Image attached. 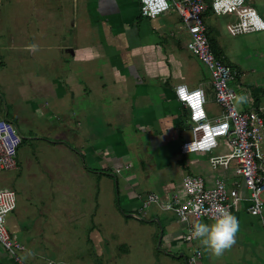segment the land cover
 Here are the masks:
<instances>
[{
  "label": "crops",
  "instance_id": "0c3cea01",
  "mask_svg": "<svg viewBox=\"0 0 264 264\" xmlns=\"http://www.w3.org/2000/svg\"><path fill=\"white\" fill-rule=\"evenodd\" d=\"M8 1L3 9L8 11L4 22L9 33L17 27L11 22L15 14L20 47L32 52L23 59L37 60L45 69L71 68L69 97L76 123V127H71V171H78L77 177L71 173V180L83 178L84 192L98 198L100 206L110 196V204L122 212L130 216L142 213L136 219L156 225L157 239L145 243L149 247L157 244L160 251L185 260L188 249L181 240L185 226L174 213L163 214L157 207L141 210V197L149 192L163 197L181 192L186 174L201 175L208 183L221 178L231 184L238 178L233 174V165L229 171L213 169L207 154L181 153L183 142L192 139V123L189 111L175 95V88L181 84L192 89L205 87L209 99L206 110L212 118L220 115L222 108L214 101L209 73L187 49L190 35L178 12L172 8L155 18L144 17L139 0ZM256 1L264 3H246L264 19V9L259 12L254 6ZM3 2L0 0L1 8ZM234 18L218 16L210 10L205 14L215 56L236 72L230 85L237 98H245L237 99L238 108L245 112L264 106V70L252 66L254 54L264 58V31L231 35L227 24ZM236 37L241 42L236 43ZM32 44L37 46L35 50L29 49ZM60 95L65 96L62 91ZM97 113L108 117L106 125H118V131L108 130L113 127L94 129L91 118ZM0 118L14 122L2 106ZM215 152H227L224 141H220ZM243 194H247L245 189ZM249 206L250 202L242 201L234 211L240 230L236 244L223 256H213L197 240L195 247L204 255L201 264H264V212L261 216L252 215L247 210ZM74 209L67 211L71 217L68 221L73 219ZM12 218L9 231L18 237L17 232L26 226L17 215ZM96 227L94 224L93 229ZM32 233L29 242L33 241ZM103 234L96 230L89 237L100 250H104L107 240ZM19 241L27 250L26 241ZM122 250L127 251V243ZM0 264L19 263L0 246Z\"/></svg>",
  "mask_w": 264,
  "mask_h": 264
},
{
  "label": "rangeland",
  "instance_id": "374dc122",
  "mask_svg": "<svg viewBox=\"0 0 264 264\" xmlns=\"http://www.w3.org/2000/svg\"><path fill=\"white\" fill-rule=\"evenodd\" d=\"M8 2L4 0L0 7V106L8 111L24 142L17 157L19 169L0 172V186L12 188L17 196L16 209L7 216L8 229L12 230L13 215L26 226L17 232V238L24 239L28 247L18 253L21 259L28 264H187L186 259L160 251L157 244L149 247L145 243L157 239L154 223L120 211L110 204V196L102 208L98 198L84 192L83 178L75 181L78 186L71 180V173L74 177L78 174L71 171V127H76L69 97L71 68L45 69L37 60L23 59L29 52L20 47L16 15L11 17L17 25L12 33L4 22L8 11L3 7ZM254 6L259 12L264 9V3L258 1ZM235 39L241 42L240 37ZM258 54L252 56V66L260 71L264 70V58ZM61 91L65 96L61 97ZM107 120L97 113L91 118V126L96 130L113 127L108 130L116 133L119 126L106 125ZM71 207L75 208L74 216L68 221ZM94 224L107 238L104 250L89 238L96 231ZM31 233L33 241L29 242ZM125 243L127 251L122 250Z\"/></svg>",
  "mask_w": 264,
  "mask_h": 264
},
{
  "label": "built area",
  "instance_id": "2783aa9c",
  "mask_svg": "<svg viewBox=\"0 0 264 264\" xmlns=\"http://www.w3.org/2000/svg\"><path fill=\"white\" fill-rule=\"evenodd\" d=\"M141 14L155 18L174 8L190 35L187 49L202 63L209 73L214 88V101L222 113L210 117L206 110L209 102L205 87L190 88L185 84L175 88V95L189 111L192 139L183 142L184 155L201 152L209 157L213 169L230 170L237 181L215 179L208 183L201 175L186 174L183 190L170 197L149 192L141 197L142 209L157 207L161 211L174 213L185 226L181 238L186 246V263L196 257L197 264L203 260L202 251L191 238L193 225L201 220H213L217 206L228 208L232 214L242 201L250 202L247 210L252 215L264 212V106L241 111L237 106V93L230 85L236 72L230 65L215 56L212 50L205 14L233 15L227 24L231 35H244L264 31V19L246 0H139ZM24 137L8 118H0V172L18 168V152ZM224 141L227 152L216 153L220 141ZM247 194H243V190ZM17 196L12 188L0 186V246L19 264H27L19 256L25 245L7 227V216L16 209ZM198 206V207H194ZM142 213L132 214L140 218Z\"/></svg>",
  "mask_w": 264,
  "mask_h": 264
},
{
  "label": "clouds",
  "instance_id": "9594fccd",
  "mask_svg": "<svg viewBox=\"0 0 264 264\" xmlns=\"http://www.w3.org/2000/svg\"><path fill=\"white\" fill-rule=\"evenodd\" d=\"M28 47L35 50L37 46L32 44ZM237 99L243 101L245 98L238 97ZM239 230L240 225L237 217L228 208L217 206L214 223L196 222L193 225L191 238L199 240L201 246L213 256L220 257L236 244ZM190 264H197L196 257L191 258Z\"/></svg>",
  "mask_w": 264,
  "mask_h": 264
},
{
  "label": "trees",
  "instance_id": "16d2710c",
  "mask_svg": "<svg viewBox=\"0 0 264 264\" xmlns=\"http://www.w3.org/2000/svg\"><path fill=\"white\" fill-rule=\"evenodd\" d=\"M211 47H212V45H211ZM212 50H213V47H212ZM213 52H214V50H213ZM215 53V52H214ZM216 54V53H215ZM14 123V122H13ZM23 142H24V139H23ZM23 144V143H22Z\"/></svg>",
  "mask_w": 264,
  "mask_h": 264
},
{
  "label": "bare ground",
  "instance_id": "6f19581e",
  "mask_svg": "<svg viewBox=\"0 0 264 264\" xmlns=\"http://www.w3.org/2000/svg\"><path fill=\"white\" fill-rule=\"evenodd\" d=\"M227 60V59H226Z\"/></svg>",
  "mask_w": 264,
  "mask_h": 264
}]
</instances>
